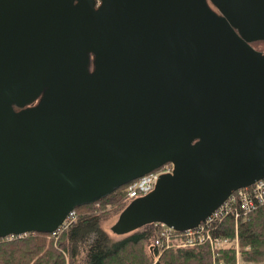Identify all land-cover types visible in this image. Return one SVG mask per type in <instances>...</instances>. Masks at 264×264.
Here are the masks:
<instances>
[{
	"label": "water",
	"instance_id": "1",
	"mask_svg": "<svg viewBox=\"0 0 264 264\" xmlns=\"http://www.w3.org/2000/svg\"><path fill=\"white\" fill-rule=\"evenodd\" d=\"M264 0H0V238L171 163L110 226L201 224L264 178Z\"/></svg>",
	"mask_w": 264,
	"mask_h": 264
},
{
	"label": "trees",
	"instance_id": "2",
	"mask_svg": "<svg viewBox=\"0 0 264 264\" xmlns=\"http://www.w3.org/2000/svg\"><path fill=\"white\" fill-rule=\"evenodd\" d=\"M258 41L264 49V41ZM126 186L75 208V220L55 235L36 232L0 238V264H237V251L244 261L264 262V203L247 217L236 220L225 215L210 226L212 237H237V249L223 246L213 252L205 242L158 254L154 223L124 235H116L102 225L129 203Z\"/></svg>",
	"mask_w": 264,
	"mask_h": 264
},
{
	"label": "built area",
	"instance_id": "3",
	"mask_svg": "<svg viewBox=\"0 0 264 264\" xmlns=\"http://www.w3.org/2000/svg\"><path fill=\"white\" fill-rule=\"evenodd\" d=\"M96 2H99V0H96ZM172 168L171 163H166L129 182L126 186V197L128 201L130 202L132 199L150 192L154 188L159 176L164 173H170ZM263 203L264 178H261L249 186L239 188L232 192L218 208L194 228L177 231L164 224L154 223L157 233L154 239V246L158 248V254H160L165 249L193 247L197 244L208 242L214 252L217 248L232 246L233 244L231 243L235 240V248L237 249V237L233 239L212 237L209 230L210 226L214 221L220 220L225 215H232L236 220L239 217H247V214L251 210ZM73 220L74 212L71 211L61 224L60 229L66 228ZM13 236L10 235L5 238L11 239Z\"/></svg>",
	"mask_w": 264,
	"mask_h": 264
},
{
	"label": "rangeland",
	"instance_id": "4",
	"mask_svg": "<svg viewBox=\"0 0 264 264\" xmlns=\"http://www.w3.org/2000/svg\"><path fill=\"white\" fill-rule=\"evenodd\" d=\"M254 46L257 48V49H259V50H264V49H260V42L257 40V42L255 41V43H254ZM126 195V194H125ZM73 212H74V220H75V216H76V213H75V211L74 210H72ZM116 215H113L112 217H110L109 219H107V220H105V221H103L102 222V225L105 227V229H109L110 230V226L113 224V222L115 221V219H116ZM73 220V221H74ZM72 221V222H73ZM71 222V223H72ZM70 223V224H71ZM69 224V225H70ZM68 225V226H69ZM61 226V225H60ZM67 226V227H68ZM66 227V228H67ZM62 229H65V228H62ZM62 229H60V227L54 232V233H52V234H56L57 232H59V231H61ZM118 237H121V236H118ZM235 243H236V241L234 240L231 244H233L232 245V247H235ZM238 248V247H237ZM236 249V248H235ZM237 251V250H236ZM236 254H237V264H264V262H251V261H244V260H242V258L240 257V254H239V251H237L236 252Z\"/></svg>",
	"mask_w": 264,
	"mask_h": 264
},
{
	"label": "flooded vegetation",
	"instance_id": "5",
	"mask_svg": "<svg viewBox=\"0 0 264 264\" xmlns=\"http://www.w3.org/2000/svg\"><path fill=\"white\" fill-rule=\"evenodd\" d=\"M253 42H255V41H252L251 44L254 46ZM254 47H255V46H254ZM255 48H256V47H255Z\"/></svg>",
	"mask_w": 264,
	"mask_h": 264
}]
</instances>
